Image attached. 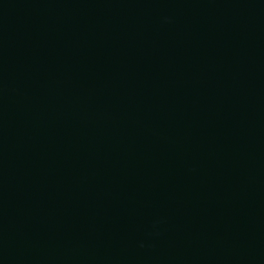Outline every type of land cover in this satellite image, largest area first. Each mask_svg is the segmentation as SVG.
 Segmentation results:
<instances>
[{
    "label": "water",
    "instance_id": "obj_1",
    "mask_svg": "<svg viewBox=\"0 0 264 264\" xmlns=\"http://www.w3.org/2000/svg\"><path fill=\"white\" fill-rule=\"evenodd\" d=\"M0 264H264V0H0Z\"/></svg>",
    "mask_w": 264,
    "mask_h": 264
}]
</instances>
